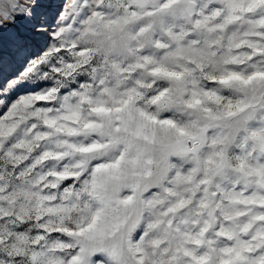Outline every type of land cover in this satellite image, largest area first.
Instances as JSON below:
<instances>
[{
    "label": "clouds",
    "instance_id": "1",
    "mask_svg": "<svg viewBox=\"0 0 264 264\" xmlns=\"http://www.w3.org/2000/svg\"><path fill=\"white\" fill-rule=\"evenodd\" d=\"M51 16L0 85V264H264V0Z\"/></svg>",
    "mask_w": 264,
    "mask_h": 264
},
{
    "label": "snow or ice",
    "instance_id": "2",
    "mask_svg": "<svg viewBox=\"0 0 264 264\" xmlns=\"http://www.w3.org/2000/svg\"><path fill=\"white\" fill-rule=\"evenodd\" d=\"M52 0H37L32 17H16V23L0 28V85L21 71H34L30 60H39L54 39ZM7 14L6 12L4 13ZM46 27V31L38 30Z\"/></svg>",
    "mask_w": 264,
    "mask_h": 264
}]
</instances>
